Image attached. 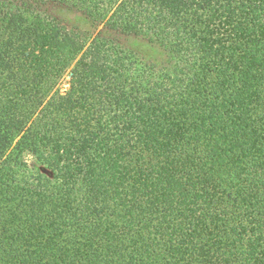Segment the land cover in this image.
Returning a JSON list of instances; mask_svg holds the SVG:
<instances>
[{
	"label": "trees",
	"instance_id": "16d2710c",
	"mask_svg": "<svg viewBox=\"0 0 264 264\" xmlns=\"http://www.w3.org/2000/svg\"><path fill=\"white\" fill-rule=\"evenodd\" d=\"M0 264H264V0H0Z\"/></svg>",
	"mask_w": 264,
	"mask_h": 264
},
{
	"label": "rangeland",
	"instance_id": "374dc122",
	"mask_svg": "<svg viewBox=\"0 0 264 264\" xmlns=\"http://www.w3.org/2000/svg\"><path fill=\"white\" fill-rule=\"evenodd\" d=\"M66 14V15H65ZM64 14V17L68 18L69 20H73L75 18V15L73 13H65ZM103 25L101 24L96 32H98L100 29H102ZM69 71L68 70L64 75L63 77L61 78V80L59 81L58 85L56 86L57 89H59L61 92H64L68 86H69V79H70V74H69Z\"/></svg>",
	"mask_w": 264,
	"mask_h": 264
}]
</instances>
